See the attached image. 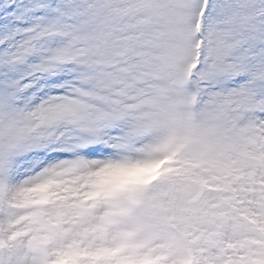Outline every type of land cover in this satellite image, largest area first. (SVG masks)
Wrapping results in <instances>:
<instances>
[{
    "label": "snow or ice",
    "instance_id": "obj_1",
    "mask_svg": "<svg viewBox=\"0 0 264 264\" xmlns=\"http://www.w3.org/2000/svg\"><path fill=\"white\" fill-rule=\"evenodd\" d=\"M0 264H264V0H0Z\"/></svg>",
    "mask_w": 264,
    "mask_h": 264
}]
</instances>
